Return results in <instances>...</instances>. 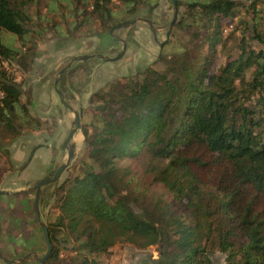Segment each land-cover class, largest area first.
Wrapping results in <instances>:
<instances>
[{
  "label": "trees",
  "instance_id": "trees-1",
  "mask_svg": "<svg viewBox=\"0 0 264 264\" xmlns=\"http://www.w3.org/2000/svg\"><path fill=\"white\" fill-rule=\"evenodd\" d=\"M74 1L82 5L77 16L97 20L102 34L147 0H118L120 13L116 0ZM35 2L0 0L2 155L4 145L44 123L17 80L36 55L26 10ZM180 6L168 30L186 39L169 55L160 51L163 68L150 64L107 81L79 111L85 153L55 187L46 221L52 248L42 264H99L121 242L158 245L157 256L139 264H215L214 251L224 264H264V0H177ZM2 31L18 44H5ZM133 163L148 185L134 181ZM154 185L170 199L149 192ZM34 195L2 194L0 202L20 196L34 208Z\"/></svg>",
  "mask_w": 264,
  "mask_h": 264
},
{
  "label": "rangeland",
  "instance_id": "rangeland-1",
  "mask_svg": "<svg viewBox=\"0 0 264 264\" xmlns=\"http://www.w3.org/2000/svg\"><path fill=\"white\" fill-rule=\"evenodd\" d=\"M35 1V4L29 5L26 10L32 18L29 20L28 25L33 31L37 43L36 64L32 66L28 73L32 72L36 75L34 81L31 80L33 77L29 75L27 77L28 83L31 81L32 86H26L27 78L25 84L23 81L21 83L23 82L26 91L31 90V87L37 89L48 83L46 87L51 92V98L44 100L45 93H47L44 90L40 93L43 99L40 97L42 102H39L38 107L41 108H37L44 115L47 114L49 121L44 120L43 138L32 139L26 144L29 146V151L23 163H16V165L14 160L11 162L10 153L18 148L20 137L24 139L28 135H33L32 138H34L32 132L23 131L20 134L23 137L18 135L17 138L4 145L8 149V155L0 154V190H6L4 188L8 187L7 191L14 193L13 191L23 192L22 188H24L26 189L24 192L32 196L36 183L47 176H52L57 167L65 163L67 146L69 143H74L73 156L58 180L41 188L43 201L42 206L39 203V211L41 220L46 223L55 187L65 177L74 175L77 172L79 168L77 163L82 160L85 153L81 127L75 132L72 139L65 143L68 133L74 126V110L81 111L83 107L85 108L90 94L102 88L107 81L137 73L150 64L162 69L163 64L160 61L156 62L160 51L169 55L175 52L177 45L183 43L186 38L178 30L172 32L168 30L173 24L174 6L172 0H147L135 12L127 14L126 19L129 22L136 19L134 23L127 25L129 23L127 22L123 26L110 29L109 32L103 31L102 34L97 33L101 29L97 20L92 18L85 20L81 14L77 16V13L80 12L77 8L82 5L77 4L74 0ZM237 1L244 3L245 6L252 0ZM114 7L120 13L122 3L116 0ZM183 10V6L178 7L176 17ZM251 15L252 13L248 12V17H251ZM140 17L150 20L152 25L150 26L147 21L138 19ZM232 23L233 27L224 34L229 33L235 27V21H232ZM236 35L238 36V34ZM1 36L3 42L7 45L16 46L18 44L16 38L9 32L2 31ZM120 39H124L126 48L119 58L101 59L92 57L74 60L62 74L59 81L61 84L54 85V80L59 75V71L73 57L85 54H101L114 57L122 48ZM165 41H167V44H163ZM236 41V37L227 41V49H230ZM110 45L112 46L111 49L109 48ZM47 79L48 81H46ZM39 82L40 85H38ZM57 89L61 90L62 96L59 95ZM37 96L39 95H34V97ZM23 97L26 101H29V98ZM81 120L80 113V125ZM35 141L42 142L44 146L37 151L33 158V164L31 162L26 167L37 146V143H34ZM30 144L32 147H30ZM129 163H131L130 160L119 162V164L124 165ZM130 165L134 170V181H137L138 185H141V183L148 185L149 180L143 181L139 164L133 163ZM35 166L37 167L35 168ZM24 168L28 169L24 170ZM9 169H14L16 172L6 175V171ZM148 191H153L154 194L157 193L166 199H170L169 194L159 185L150 187ZM19 197L12 199L7 197L6 200L0 202L3 214V218L0 220V247L6 255L2 254L9 259H16L11 264H42L48 256L40 263L39 259L47 248L43 246L41 226L38 223L36 213H33L35 209L32 208V202L28 201L25 206ZM5 211L8 213H5ZM158 248V245L138 248L121 242L112 247L108 253L99 255V264H139L145 257L150 255L156 257ZM63 255L64 253L60 254L61 257ZM211 256L215 264H224L225 256L220 251H214ZM60 263H62V260ZM0 264L9 263H5L0 258ZM67 264L75 263L69 261Z\"/></svg>",
  "mask_w": 264,
  "mask_h": 264
},
{
  "label": "water",
  "instance_id": "water-1",
  "mask_svg": "<svg viewBox=\"0 0 264 264\" xmlns=\"http://www.w3.org/2000/svg\"><path fill=\"white\" fill-rule=\"evenodd\" d=\"M176 2L177 0H172L173 6H174V12H173V20L176 17ZM138 19H142L144 21H147L149 23V25H152V22L148 19H144V18H138ZM136 21V19H134L133 21H130L129 23H127V25H131L132 23H134ZM122 42V48L121 50L118 52V54L114 57H108V56H104L101 54H85V55H80V56H75L73 57L65 67H63L60 71H59V75L55 78L54 80V85L57 86V84H59V81L62 77V74L64 73V71L66 70V68H68L70 66V64L72 63V61L74 60H79V59H86V58H92V57H99L101 59H116L119 58L123 52L125 51L126 48V42L124 41V39H120ZM57 92L59 93L60 96H62V92L60 89H57ZM73 127L71 128L70 132L68 133L66 139H65V143L69 142L72 137L74 136L75 132L80 129L81 125H80V113L77 110H74V119H73ZM74 153V143H69L67 146V159L65 161V163H62L61 165H59L57 167V169L55 170V172L53 173L52 176H47L41 180H39L36 185H35V195H34V209H35V213H36V217L38 219V223L41 226L42 229V233H43V238L46 242L47 248L45 253H43L42 257L39 259L40 263L43 262V260L50 254L51 251V242H50V238H49V233H48V227L47 224L41 220L40 218V211H39V197H40V193H41V188L42 186H45L47 184L53 183L55 181L58 180V178L60 177L62 171L68 166L72 156ZM2 194H10V192L5 191V190H0V195ZM0 258L5 262V263H14L16 261V259H9L6 256H4L0 250Z\"/></svg>",
  "mask_w": 264,
  "mask_h": 264
},
{
  "label": "crops",
  "instance_id": "crops-1",
  "mask_svg": "<svg viewBox=\"0 0 264 264\" xmlns=\"http://www.w3.org/2000/svg\"><path fill=\"white\" fill-rule=\"evenodd\" d=\"M111 45H110V49H111ZM36 59V58H35ZM34 59V63H33V66H35V64H36V60ZM39 65V64H38ZM30 73H32V72H30ZM30 73H24V75L23 76H21L20 74H18L17 75V80L18 81H23L24 82V84H25V79L28 77V75L29 76H31V77H33L31 80L32 81H34L35 80V75H36V73H32V74H30ZM38 74V73H37ZM21 76V77H20ZM22 77H23V79H22ZM27 81H26V86H32L33 84L31 83V81L28 83V78L26 79ZM46 81H48V79L46 80ZM23 82H22V86H21V88H22V90H23V96H26L27 98H29V101H30V106L32 107V111L34 112V113H37V114H39V115H41L43 118H44V120H46V121H49V118H48V116H47V114L46 115H44L43 114V112H41V111H39V109L38 108H41V107H38L39 106V102H42V100L40 99V93H42L44 90L45 91H47V93H45V99L44 100H46V98H47V100H49L50 98H51V92L48 90V87H46L47 86V84L48 83H45L44 85H42V86H40V87H38V85H40V82L38 83V85H37V89H35V88H33L32 89V87H31V90H27L26 91V87L25 86H23ZM35 84V83H34ZM54 89V88H53ZM55 90V89H54ZM35 94H37V95H39V96H37V97H34V95ZM49 96H48V95ZM42 98V97H41ZM31 99H32V101H31ZM43 99V98H42ZM46 103V102H45ZM38 107V108H37ZM37 110H36V109ZM50 117V116H49ZM49 123V122H48ZM43 130H45V129H39V130H35V131H30V132H32L31 134H34V138H32L33 137V135H28V137L26 136V137H24V139H21V137H20V140L18 141L19 142V145H18V148L16 149V151H14V152H12L11 151V153H10V160H11V162L14 160L15 161V164L17 163V164H21V163H23L24 161H25V157H26V154H27V152L29 151V146L28 145H26L27 143H29L30 141H32V139H35V140H38V139H41V138H43V134H42V131ZM29 132V131H28ZM20 136H22V135H20ZM23 137V136H22ZM17 138V137H16ZM19 138V137H18ZM34 143H37L36 145V147H35V149H34V152H33V155H32V157H31V159H30V161H29V163H28V165H26V167H28L30 164H31V162H32V164H33V158H34V156L36 155V153H37V151H39L40 150V148L41 147H43L44 146V144L42 143V142H38V141H35ZM14 144H15V141H14ZM38 145H40L39 147H38ZM30 147H32V145L30 144ZM16 164V165H17ZM48 165V164H47ZM31 167V166H30ZM37 166H35V168H36ZM26 169H28V168H26ZM25 168H24V170H26ZM7 172V174L6 175H10L12 172L13 173H15L16 171L14 170V169H9V170H7L6 171ZM9 177V176H8ZM4 189H6L5 191H7L8 190V187H5ZM24 190H26V189H24V188H22V191H24ZM14 193L15 192H19V191H13ZM7 198V197H6ZM20 198V197H19ZM4 200V199H3ZM2 200V201H3ZM6 200V199H5ZM20 201H22V202H24V205L26 206L27 205V199H25V198H20ZM2 208H0V211H1V219L3 218V214H2V210H1ZM5 213H8V212H6L5 211Z\"/></svg>",
  "mask_w": 264,
  "mask_h": 264
}]
</instances>
